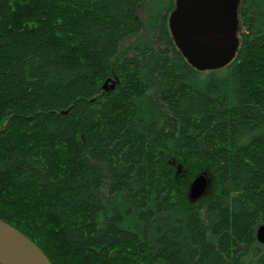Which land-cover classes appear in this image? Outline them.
<instances>
[{"label":"trees","instance_id":"16d2710c","mask_svg":"<svg viewBox=\"0 0 264 264\" xmlns=\"http://www.w3.org/2000/svg\"><path fill=\"white\" fill-rule=\"evenodd\" d=\"M175 4L0 0V219L53 264H264V0L211 71ZM192 165L215 180L195 204Z\"/></svg>","mask_w":264,"mask_h":264},{"label":"water","instance_id":"95a60500","mask_svg":"<svg viewBox=\"0 0 264 264\" xmlns=\"http://www.w3.org/2000/svg\"><path fill=\"white\" fill-rule=\"evenodd\" d=\"M240 0H176L169 17L173 39L188 62L199 71L229 64L239 47ZM114 88V85H111ZM108 89L107 84L104 85ZM208 179L202 174L191 183L190 198L205 195ZM264 244V224L257 230ZM0 264H53L28 236L0 219Z\"/></svg>","mask_w":264,"mask_h":264},{"label":"rangeland","instance_id":"374dc122","mask_svg":"<svg viewBox=\"0 0 264 264\" xmlns=\"http://www.w3.org/2000/svg\"><path fill=\"white\" fill-rule=\"evenodd\" d=\"M145 12H146V8L142 9L141 15L144 18L146 17ZM202 174H204L208 179L207 191H209L210 193V191L212 192L214 188L215 180L209 166H203V165L187 166L186 168H183L179 173L176 174V178H175L176 185L179 187L180 191L182 192V195L185 197L186 202L190 204H195L194 201L197 200V199L193 200L190 198L191 183L197 176Z\"/></svg>","mask_w":264,"mask_h":264},{"label":"bare ground","instance_id":"6f19581e","mask_svg":"<svg viewBox=\"0 0 264 264\" xmlns=\"http://www.w3.org/2000/svg\"><path fill=\"white\" fill-rule=\"evenodd\" d=\"M175 7H176V4H175ZM175 7H174V9H175ZM174 9H173V10H174ZM173 10H172V11H173ZM171 13H172V12H171ZM170 15H171V14H170ZM169 17H170V16H169ZM169 27H170V26H169ZM26 236H27V235H26ZM257 240H258V239H257ZM261 244H262V243H261ZM263 245H264V244H263Z\"/></svg>","mask_w":264,"mask_h":264}]
</instances>
